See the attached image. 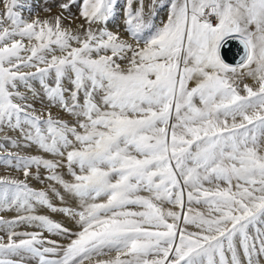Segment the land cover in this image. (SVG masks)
<instances>
[{
  "label": "snow or ice",
  "instance_id": "1",
  "mask_svg": "<svg viewBox=\"0 0 264 264\" xmlns=\"http://www.w3.org/2000/svg\"><path fill=\"white\" fill-rule=\"evenodd\" d=\"M72 5L0 0V264H264V0Z\"/></svg>",
  "mask_w": 264,
  "mask_h": 264
},
{
  "label": "rangeland",
  "instance_id": "2",
  "mask_svg": "<svg viewBox=\"0 0 264 264\" xmlns=\"http://www.w3.org/2000/svg\"><path fill=\"white\" fill-rule=\"evenodd\" d=\"M25 3L29 4L31 6V12L28 11L27 8H25L23 10V14L26 18L29 19H33L36 18L37 16L41 19H45V18H54L57 15H60L62 17L63 20V26L64 27H70L73 30L76 29L77 25L83 23L82 19H75V16H78L79 14V9L75 6L72 5L70 7V9L68 10H64L60 7V5L64 4V3H68L69 0H24ZM119 2L122 4L124 2V0H119ZM151 3V0H145V4H149ZM45 9H50V11H45ZM146 11H147V7H146ZM163 18L166 19L167 18V12L166 10H160L158 12V19L157 22H159V19ZM117 25H119V30L121 32H123V23H122V13L121 16L118 17L115 21L110 22L108 24V27L110 30L113 31H117ZM248 83H251V81L249 80ZM34 86L37 89V91H40V85L38 82H34ZM21 91H24L23 88H21ZM243 94V93H242ZM35 106L37 108L41 107L40 101L36 100L35 102ZM51 111L53 112V115H59L61 116L63 119L66 120H71V117L60 112L57 108H52ZM9 135H15L13 133H9ZM14 149H10V151H13ZM26 152H29L31 154H42V155H46V158H52L50 155L48 154H43V153H38L37 149L35 147H32L30 149H26ZM35 169H33L34 171ZM43 171V170H42ZM62 172L66 173V169H61ZM6 174H12L15 175L16 173L10 169L7 168L3 165H0V175H6ZM66 178H70L67 177ZM32 186L37 188V189H41L44 187V185L38 183L35 180L30 181ZM54 203L59 204V201H55ZM70 203L74 205V202ZM37 214H41V215H49L50 218L54 219L55 221L61 222L63 223L65 226L70 227V228H74L75 225L73 222H71L66 216H64L63 214H58V213H52L47 209L41 208L38 210ZM0 215H5L7 218H12L14 217L16 214L14 212H9V213H0ZM21 231H37L38 229H34L31 227H22L21 229H19ZM0 235H2V233H0ZM45 235H48L47 233H45ZM53 239H56V237H50Z\"/></svg>",
  "mask_w": 264,
  "mask_h": 264
},
{
  "label": "water",
  "instance_id": "3",
  "mask_svg": "<svg viewBox=\"0 0 264 264\" xmlns=\"http://www.w3.org/2000/svg\"><path fill=\"white\" fill-rule=\"evenodd\" d=\"M222 54L229 63H235L238 61L239 55H242V46L238 45V42L233 41L222 50Z\"/></svg>",
  "mask_w": 264,
  "mask_h": 264
}]
</instances>
